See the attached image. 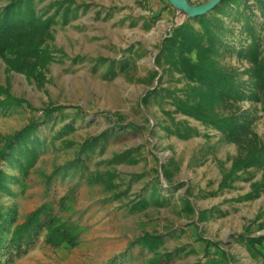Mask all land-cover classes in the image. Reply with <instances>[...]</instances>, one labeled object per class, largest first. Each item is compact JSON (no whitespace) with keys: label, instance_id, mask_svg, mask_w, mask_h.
Returning <instances> with one entry per match:
<instances>
[{"label":"rangeland","instance_id":"1","mask_svg":"<svg viewBox=\"0 0 264 264\" xmlns=\"http://www.w3.org/2000/svg\"><path fill=\"white\" fill-rule=\"evenodd\" d=\"M77 5L90 4L91 9L65 28L56 27L54 40L50 43L55 61L46 72V81L40 85L23 75H6L5 65L0 61V77L3 85L11 82V93L27 105L14 107L7 115L0 114V133L13 134L21 130L33 118H41V110L50 105L68 107L66 114H74L76 108L83 110L85 121L77 125L67 140L83 144L87 139L99 136L117 127L118 123H132L134 130L122 136H111L104 149L97 148L94 156L85 157L88 167L84 171L70 170L68 178L55 174L57 170L77 157L78 145L69 148L62 142L55 146L49 142L26 182V189L13 187L15 196L3 195L7 206H15L19 223L42 204L55 197L59 200L71 189H76V200L65 220L80 227L77 247L62 246L59 249L41 243L15 264H197L205 263L215 255L207 248L205 240L218 243L238 260V264H259L252 259L238 237L251 229L253 236L264 235V194L255 201L238 202L236 199L251 191V184L261 178V173L252 170L253 182L241 181L233 189L220 190L223 171L232 168L239 156L235 144L224 141L215 130H206L199 122L176 115L177 120H187L198 129L202 137L181 140L168 137L158 122L167 121L157 106L144 107L146 94L159 86L157 78L150 81L149 72L156 69L155 59L167 35L179 22L187 21L170 5L168 0H74ZM209 0H189L200 5ZM0 1V7L4 4ZM160 14V19L151 28L147 20ZM259 22L264 17L257 12ZM143 55L135 56L137 67L129 75H119L113 80L104 79L102 68L95 70L94 61H120L130 55V49ZM225 62L243 71L246 62L227 58ZM162 76V73H161ZM164 77L163 88L172 85L181 89L184 83ZM245 103V109L250 108ZM166 110H174L166 105ZM259 117L255 132L264 140V112L262 104L253 108ZM161 119V120H160ZM55 130H46L49 135ZM209 135V138L203 137ZM138 149L134 155L137 164L111 163L114 155ZM175 161L179 171L173 178V188L164 178L163 166ZM115 172L126 195L119 199L106 191L102 182L94 181L98 173ZM144 175L140 181L135 176ZM250 175H244L248 178ZM52 189L47 191L48 178ZM161 181L164 190H174L165 207L151 205L144 211L131 209V202L139 196L151 198L152 185ZM171 187V188H170ZM191 192L189 195L188 192ZM215 194V195H213ZM188 195L195 213L183 211L181 198ZM203 196H206L204 198ZM217 209L214 217L201 222V211ZM57 212L61 213L57 208ZM260 217V219H258ZM146 233L161 235L164 243L155 254L136 244ZM202 238V239H201ZM175 254L169 260L166 255Z\"/></svg>","mask_w":264,"mask_h":264},{"label":"trees","instance_id":"2","mask_svg":"<svg viewBox=\"0 0 264 264\" xmlns=\"http://www.w3.org/2000/svg\"><path fill=\"white\" fill-rule=\"evenodd\" d=\"M0 1L5 2L0 7V61L6 67V75H23L41 86L46 81V72L55 61L49 45L54 40L56 27H67L82 11L85 13L91 9V5H77L74 0ZM257 12L264 17V0H224L208 15L188 19L175 27L159 47L156 69L149 72L151 82L159 78V86L149 91L142 100L144 107L157 106L168 118L158 122V127L168 137L181 140L202 137L201 132L190 126L187 120L176 119V115H181L199 122L206 130H215L224 141L238 146L239 156L234 159L230 170L223 171L220 190L233 189L241 181L253 182L252 170L262 174L251 184L248 194L236 199L238 202L255 201L264 194V140L255 132L254 126L259 117L253 112L258 104H262L264 112V24L259 22ZM159 19L160 14L152 16L147 20L146 27L151 29ZM135 56L143 58L139 50L132 47L130 55L118 62L97 59L94 61L95 70L102 68L106 80H113L122 74L129 75L132 68L137 67ZM234 57L246 62L248 67L241 71L225 62L227 58ZM177 75L180 77L178 83H184L183 88L172 85L163 88L164 77L175 80ZM245 103H250V108L245 109ZM24 104L31 108L25 100L12 95L10 80L7 79L6 85H3L0 77V114L7 115L14 107ZM166 105L174 110L167 111ZM67 109L60 105L47 106L41 110V118H33L21 130L8 135L0 133V264H15L41 243L54 249L79 245L80 227L64 218L76 200V189H71L59 200L55 197L48 200L29 213L23 223H19L17 208L3 202L4 194L15 196L13 187L25 191L26 182L48 150L49 142L53 146L62 142L69 148L78 145L76 159L55 172L59 175L64 171L63 178L66 179L72 168L76 173L88 170L85 157L94 156L99 147L104 149L111 136H122L136 128L132 123H118L117 127L76 145L66 137L74 133L85 118L81 108L77 107L74 114H66ZM61 124L62 127L52 136L46 131L55 130ZM138 152V149H132L116 154L111 163L137 164L134 155ZM176 171H179V166L173 160L163 166L164 178L172 188ZM244 175L250 176L245 179ZM143 178L144 175H138L134 181ZM93 179L105 184L106 191L115 199L126 195L121 191L122 183L115 182L119 179L115 172L98 173ZM51 180L49 177L47 191L52 189ZM151 191L150 199L139 196L138 200L132 201L131 209L144 211L151 205L165 207L174 193L172 189L164 190L160 180L152 185ZM181 201L184 213H195L188 195ZM57 208L61 213L57 212ZM220 212L216 208L201 211L199 219L206 222ZM238 241L252 259L264 264V235L253 236L251 229H247ZM163 243L161 235L149 233L136 242L148 247L154 254ZM205 243L208 249H214L215 255L205 263L199 261L197 264H238V260L218 243L209 240ZM174 255L167 254L166 257L171 260ZM157 262L152 261L153 264Z\"/></svg>","mask_w":264,"mask_h":264},{"label":"water","instance_id":"3","mask_svg":"<svg viewBox=\"0 0 264 264\" xmlns=\"http://www.w3.org/2000/svg\"><path fill=\"white\" fill-rule=\"evenodd\" d=\"M170 5L176 10L179 15H182L185 20L196 19L201 16L208 15L213 12L224 0H209L206 3L194 6L189 0H168ZM185 21L179 22L175 27L182 25ZM174 27V28H175Z\"/></svg>","mask_w":264,"mask_h":264},{"label":"clouds","instance_id":"4","mask_svg":"<svg viewBox=\"0 0 264 264\" xmlns=\"http://www.w3.org/2000/svg\"><path fill=\"white\" fill-rule=\"evenodd\" d=\"M193 57H194V53H193Z\"/></svg>","mask_w":264,"mask_h":264}]
</instances>
